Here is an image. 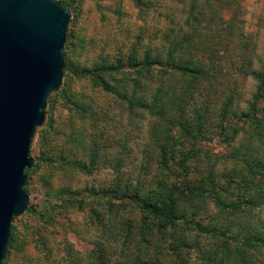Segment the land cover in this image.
Segmentation results:
<instances>
[{"label":"trees","instance_id":"16d2710c","mask_svg":"<svg viewBox=\"0 0 264 264\" xmlns=\"http://www.w3.org/2000/svg\"><path fill=\"white\" fill-rule=\"evenodd\" d=\"M61 1L74 9V0ZM132 1L139 7V0ZM215 1L218 22L211 29L205 18L211 15L208 4L205 0H190L183 12L185 20L173 27L172 22L168 28L165 46L159 51L148 46L141 55L134 53L112 66L104 62L92 69L73 66L66 57L70 46L66 28L62 74L87 78L105 93L124 101L129 109L145 111L161 121L157 124L162 127L161 132L168 127L166 123L176 129V135L168 129L160 132V138L152 144L154 155L147 156L160 175L157 180L154 178L155 182L122 184L116 177L109 187L90 188L82 198L74 191L62 190L67 202L77 205L88 198H101L131 207L139 218L134 226L139 236L136 243L145 247L153 244L155 253L153 259L137 260L142 264H158V255L166 257L169 264H264V216L256 224L251 221L252 211L264 212V47L262 54L257 55L254 47L249 46L236 9L237 0ZM223 70H233L255 83L244 109L233 108L234 94L230 89L220 93ZM115 73L122 77V82L133 76L128 79L131 84L121 85V92L114 90L107 80ZM58 95L79 115L89 109L70 102L64 89L51 92L46 99L44 120L30 143L36 134L43 143L52 130L50 113ZM214 96L217 106L211 109L212 104L208 107L205 101ZM200 99L202 104L198 105ZM231 122L239 124L234 127ZM213 142L228 148L227 153L208 150L206 146ZM91 155L88 166L78 162L71 166L91 172L96 151L92 150ZM222 158L239 168L223 176L220 183L213 166ZM45 162L52 163L49 157ZM31 171H24L25 182ZM24 191L27 194L26 187ZM207 204L214 211L201 215ZM26 212L35 213L31 209ZM185 232L193 233L195 238H207L208 242L201 245L187 241L183 238ZM10 246L9 230L2 264H6ZM189 252L194 255L191 263L187 258Z\"/></svg>","mask_w":264,"mask_h":264},{"label":"rangeland","instance_id":"374dc122","mask_svg":"<svg viewBox=\"0 0 264 264\" xmlns=\"http://www.w3.org/2000/svg\"><path fill=\"white\" fill-rule=\"evenodd\" d=\"M189 1L139 0V7H136L132 0H74V9L69 8L70 46L66 57L73 66L92 69L103 62L111 66L123 62L134 53L141 55L148 46L159 51L165 46L171 23L173 27L185 20L183 12ZM237 1L236 9L245 37L249 46L260 55L264 47V0ZM205 2L207 10H211V15L205 17L211 29L218 22L217 1ZM121 78L115 73L107 80L114 90L121 92V85L131 84L128 79L133 76H128L124 82ZM219 82L220 93L225 94L224 89H230L234 94L233 108L244 109V102L254 91L255 83L233 70H223ZM62 89L70 102L89 109L79 115L64 104L60 95L55 97L50 113L52 130L43 143L36 134L29 145L33 165L24 184L28 196L26 211L31 209L35 213L25 211L10 223L11 246L5 263L142 264L137 260L153 259V244L145 247L136 243L139 236H136L134 226L139 218L131 207L101 198H88L84 204L77 205L67 202L62 190L74 191L82 198L87 196L86 190L90 188L109 187L116 177L122 184L155 182L160 175L155 171L151 157L147 156L154 155L152 144L160 138L162 127L157 124L161 121L136 107L129 109L124 101L105 93L87 78H75L63 72L56 92ZM215 99L217 96L206 100L205 105L212 104L213 109L217 106ZM197 102L202 104L201 99ZM238 124L234 123V127ZM165 125L168 127L162 132L168 129L171 135H176L175 128ZM206 148L222 155L228 151L217 142ZM92 150L96 151L97 157L91 172L71 166L73 162L88 166ZM46 157L51 159V164L45 162ZM213 167L217 177L221 178L220 183L223 176L239 168L227 158L219 159ZM213 211L207 204L201 215H210ZM252 216L251 221L256 224L264 212L255 210ZM183 238L201 245L208 242L207 238H195L191 232H185ZM193 256L188 253L190 263ZM158 264H169V261L158 255Z\"/></svg>","mask_w":264,"mask_h":264},{"label":"water","instance_id":"95a60500","mask_svg":"<svg viewBox=\"0 0 264 264\" xmlns=\"http://www.w3.org/2000/svg\"><path fill=\"white\" fill-rule=\"evenodd\" d=\"M69 19L61 0H0V264L10 223L27 209L30 140L61 84Z\"/></svg>","mask_w":264,"mask_h":264}]
</instances>
